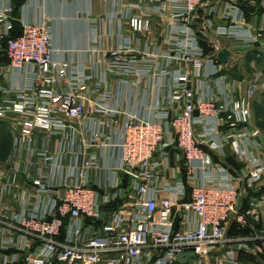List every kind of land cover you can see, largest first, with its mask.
I'll list each match as a JSON object with an SVG mask.
<instances>
[{
    "label": "built area",
    "instance_id": "2783aa9c",
    "mask_svg": "<svg viewBox=\"0 0 264 264\" xmlns=\"http://www.w3.org/2000/svg\"><path fill=\"white\" fill-rule=\"evenodd\" d=\"M14 1L0 9L9 59L3 71L29 72V81L0 86V120L12 119L15 127L0 165V264H183L177 258L189 251L194 256L183 257L184 264H239L240 252L264 253V191L243 205L234 175L210 153L230 147L245 187L264 186V141L251 127L249 101L258 80L239 96V81L219 69L218 51L206 53L199 43L193 21L206 0H148L152 12L172 17L165 42L175 53L141 51L126 38L108 51L95 84L54 57L48 20L20 19L22 31L13 35L7 14ZM222 1L224 22L213 20V3L206 27L239 47H264V25L247 31L240 0ZM121 18L137 41L151 33V15L135 14L133 5ZM174 62L180 69L172 77L164 66ZM208 63L213 68L204 70ZM111 74L135 75L134 84L152 77L155 85L170 76V98L150 120L106 107L110 92L100 88ZM91 97L96 106L88 113ZM175 102L183 106L172 114ZM173 145L196 179L189 198L185 182L159 186L169 164L164 148ZM110 149L118 151L119 179L105 182L101 159ZM161 191L172 194L160 197ZM232 224L238 236H228ZM221 251L223 258L210 259Z\"/></svg>",
    "mask_w": 264,
    "mask_h": 264
},
{
    "label": "crops",
    "instance_id": "0c3cea01",
    "mask_svg": "<svg viewBox=\"0 0 264 264\" xmlns=\"http://www.w3.org/2000/svg\"><path fill=\"white\" fill-rule=\"evenodd\" d=\"M262 0H240L239 4L245 10L246 30L256 32L264 25V8L261 5ZM8 0H0V9H3ZM215 3L216 13L212 15L213 20L217 24H222V12L225 7L224 1L206 0L199 8V16L193 21V26L197 31L199 43L206 49V53H215L222 48H228L231 56L227 64L219 63V69L225 73L228 69L236 71L238 66L236 56L241 55L245 60L249 61L250 53L253 49L261 51L264 47L251 45L248 47H239L235 44L232 36L217 35L212 28L205 25V13L211 4ZM141 4V6H138ZM14 5V2H13ZM133 5L135 14H150L152 18L151 33L141 36L137 41L138 34L129 26L128 21L121 18V14L128 7ZM8 17L21 19L22 22L31 21L39 23L48 20L52 33V49L54 57L60 60L68 61L77 73H85L93 77L91 84H95L96 76L102 68L107 53L110 49L117 47L124 42L126 38L132 40V47L139 50L144 49H160L162 53H175L170 44L165 42L166 33L173 20L169 13L159 15L149 9L148 0H123L121 3L115 0H24L15 17L13 12L7 14ZM139 37V36H138ZM96 49V50H95ZM255 58L250 59L254 62ZM247 62V61H246ZM9 65V59L5 53V40L0 41V86L10 88L14 86L24 87L29 81L28 73H17L15 71H3ZM165 70L170 72V76L179 71L180 66L174 62L168 66H164ZM213 66L208 63L204 70H211ZM227 69V70H226ZM225 70V71H224ZM233 71V72H234ZM230 71L232 77L239 82V96H246L245 90H248L252 81L241 75L235 76ZM163 79L161 85H155L152 77H144L141 83L134 84L133 81L137 76L130 75L122 78L115 74L109 75L108 82L101 85V92H110L109 99L105 100V106L111 109L131 113L141 116L145 119H155L158 112L157 104L160 105L169 100L171 92V77ZM95 80V81H94ZM253 80V79H252ZM61 88V87H59ZM200 90L196 89L195 95H200ZM260 97V96H259ZM258 98V94L256 99ZM92 99V97H91ZM253 100V99H252ZM251 111L253 104L251 103ZM100 102V101H99ZM255 103V102H254ZM96 106L94 99L87 102V112L93 111ZM171 113H177L183 106L182 102H175ZM122 114L119 119L123 118ZM251 127L260 130L261 137L264 141V127L252 120ZM200 126H196L199 131ZM220 139L221 137L218 136ZM169 153V164L163 173V178L159 182V186L171 185L176 182H185L187 184V196L189 198L190 186L196 181L192 179L188 171L183 168L182 152L176 146L164 148ZM254 154L259 151L252 149ZM213 161L217 164H224L235 177V184L240 189L241 202L246 205L252 196L260 195L264 191L246 188L241 178V165L235 160L230 147H224L222 151H210ZM260 154V153H259ZM104 164L103 180L105 182L119 179L118 167L120 160L118 151L110 149L101 159ZM122 178V175H121ZM170 191H161L160 197L171 195ZM257 230V229H256ZM241 232L237 230L236 225L228 226L227 234L230 237L238 236ZM223 258L224 251L214 252L210 259ZM258 257L264 258V253H239V264H260Z\"/></svg>",
    "mask_w": 264,
    "mask_h": 264
},
{
    "label": "rangeland",
    "instance_id": "374dc122",
    "mask_svg": "<svg viewBox=\"0 0 264 264\" xmlns=\"http://www.w3.org/2000/svg\"><path fill=\"white\" fill-rule=\"evenodd\" d=\"M261 55L257 54V57H255V61L251 63L252 60L249 61L245 60L241 55L236 56L238 66L236 67V72L238 75L243 76L246 79H249L251 82L252 79L254 81L258 80V90L253 94L249 101L252 99V111H253V120L255 123H257V107L256 104H260L261 107H264V48L259 51ZM259 58V59H258ZM247 61V62H246ZM248 90H245V95H248ZM258 94V98L256 99ZM260 96V97H259ZM255 102V103H254ZM259 112V110H258ZM261 119V118H260ZM15 127H14V120L12 119H2L0 120V165L3 164L6 156L9 153V150L11 149L12 143H13V137H14ZM258 262L260 264H264V258L258 257Z\"/></svg>",
    "mask_w": 264,
    "mask_h": 264
},
{
    "label": "water",
    "instance_id": "95a60500",
    "mask_svg": "<svg viewBox=\"0 0 264 264\" xmlns=\"http://www.w3.org/2000/svg\"><path fill=\"white\" fill-rule=\"evenodd\" d=\"M9 20L12 22L13 27H12V33L14 36H18L19 33L22 31V22L20 19L18 18H13L10 17ZM218 59L223 63V64H227L229 61V58L231 56V51L228 48H222L218 51ZM194 256V252L193 251H189L185 254L179 255L177 258V261L179 263H185V261L182 260L183 257H192Z\"/></svg>",
    "mask_w": 264,
    "mask_h": 264
},
{
    "label": "trees",
    "instance_id": "16d2710c",
    "mask_svg": "<svg viewBox=\"0 0 264 264\" xmlns=\"http://www.w3.org/2000/svg\"><path fill=\"white\" fill-rule=\"evenodd\" d=\"M23 1H24V0H15V1H14V10H13V14H14L15 17L18 15V10H19L20 6L22 5ZM208 50H209V49H206V51H208ZM250 54H251V55H250L251 57H249L250 59H253V58L257 57V54H260V55H261V53H259V51L256 50V49H253V50L251 51ZM258 59H259V58H258ZM226 70H227V69H226ZM224 71H225V70H224ZM230 71L233 72L234 70H233V69H228V70H227V72H230ZM233 75L238 76V74H237L236 71L233 72ZM263 93H264V90H263ZM255 106L257 107V118H258V120H259V124H260L262 127H264V107H261L260 104H259V105L256 104ZM258 110H259V112H258ZM260 118H261V119H260Z\"/></svg>",
    "mask_w": 264,
    "mask_h": 264
}]
</instances>
